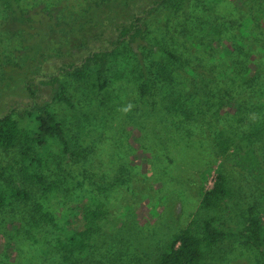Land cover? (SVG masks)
Listing matches in <instances>:
<instances>
[{"label": "rangeland", "instance_id": "obj_1", "mask_svg": "<svg viewBox=\"0 0 264 264\" xmlns=\"http://www.w3.org/2000/svg\"><path fill=\"white\" fill-rule=\"evenodd\" d=\"M101 1L22 0L21 6L25 10L38 8L55 15L59 21L71 22L86 5ZM140 6L145 8L147 1L141 0ZM1 7L0 67L19 63L18 53L24 48L19 36H8L6 12ZM171 20L165 11L149 18L150 24L161 26L160 33L159 29L155 31L158 40L193 46L200 37L199 42L205 43L200 27L185 30L179 26V19L172 27ZM243 28L244 42L248 43L253 29L248 22ZM82 31L84 35L52 33L48 37L47 56L41 70L38 74L27 71L24 82L18 85L27 86L29 97L8 94L6 80L14 71L0 73V115L9 106H34L47 100L49 87L41 81L52 75L66 83L74 103L73 110L50 105L73 147V154L61 156L58 147L51 145L46 166L37 168L45 185L53 186L51 192L44 193L41 186L25 180L22 175L25 162L23 165L19 161L17 151L0 155L4 181L26 188L32 199L0 208V264H154L162 244L171 235L188 226L198 232L207 217L241 228L248 204L264 206V177L257 180V165L249 163L248 157L237 158V151L225 155L216 152L213 138L217 132L224 129L231 137L242 132L234 128V122L225 113L230 112L229 108L211 104L200 110L194 121L179 122L167 107L174 99H182L187 89L183 83L185 65L177 61L169 63L157 53L148 56L144 63L149 71L155 72L149 77H154L159 85L140 94L142 76L138 56L128 45L113 50L100 93L93 81L78 84L63 73L56 74L57 68L73 56L99 45L106 50L111 48L107 42L113 36L107 39L103 29L100 34ZM189 32L193 36L185 42L183 39ZM151 62L156 63L152 70ZM167 64L170 72L164 79ZM129 104L132 108L125 113L123 109ZM15 110V113L21 111ZM161 138H166V151L158 142ZM217 169L227 177L233 195L212 210H200L201 188L211 187ZM44 198L42 206L51 210L57 224H62L63 216L70 223H77L82 212L99 214L81 257H73L69 263L60 258L52 249L58 232L47 224L29 231L28 235L26 222L32 202ZM206 263L264 264V257L250 246L228 242L217 246Z\"/></svg>", "mask_w": 264, "mask_h": 264}, {"label": "trees", "instance_id": "obj_2", "mask_svg": "<svg viewBox=\"0 0 264 264\" xmlns=\"http://www.w3.org/2000/svg\"><path fill=\"white\" fill-rule=\"evenodd\" d=\"M146 1L145 8L140 6L141 0L93 2L86 5L73 21L62 22L55 15L39 11L38 8L25 10L21 6L22 0H0V6L6 12L8 36H19L24 47L18 53L19 63H7L0 67L1 74L2 70L14 71L6 80L5 87L10 88L8 94L19 98L31 95L27 86L18 85L24 82L27 71L38 74L41 70L47 56L48 37L52 33L71 35L81 32L84 35L82 30H86L100 34L103 29L107 39L113 36L107 42L110 49L99 45L79 56H73L71 61L57 68L56 74L63 73L78 84L93 81L96 91L100 93L113 50L128 45L138 56L142 76L139 92L144 94L159 85L154 77V80L149 77L154 71H149L144 63L145 58L157 53L169 63L177 61L184 64L186 76L183 83L187 89L183 98L174 99L167 111L179 122H190L196 119L194 117L198 116L200 110L209 108L211 104L228 107L230 112L225 113L231 117L234 128L242 132L235 134V137H231L224 129L217 132L213 138L216 152L225 155L237 151V158L248 157L251 159L249 163L257 165V180L264 177V0ZM164 11L171 16L172 27L178 19L182 22L179 26L185 30L200 27L199 33L206 44L199 42L200 37L193 46H181L175 40L169 44L158 40L155 31L159 29L160 33L161 26L152 25L148 20L152 15ZM247 22L253 29V36L248 43L244 42L243 36V26ZM206 24L209 27H203ZM108 32L113 34L109 35ZM192 36L189 32L183 40L187 42V37ZM178 47L181 49L178 50ZM149 64L152 70L156 63ZM164 70L165 79L168 78L170 64ZM41 83L49 87L47 100L34 106H9L0 115V155L17 151L19 161L22 164L25 162L22 168L25 180L35 182L47 193L51 192L53 186L45 185L37 168L46 166L49 148L51 145L57 146L61 156L73 154L63 125L50 105L73 110L74 103L66 83L55 75ZM17 108L21 109L20 113H15ZM164 140L161 138L158 142L166 151ZM2 166L0 164V208L30 202L32 199L26 188L4 181L6 177L2 174ZM232 195L227 177L217 169L211 187L206 190L201 188L199 209L212 210ZM45 200L32 202L26 222L27 233L29 235V231L47 224L51 230L58 232L52 249L69 263L71 258H79L85 253L88 235L93 231L99 214L95 211H88L87 214L82 212L77 223H70L63 216L62 224H57L51 210L42 206ZM228 242L250 246L264 257V206L248 204L241 228L212 217L202 221L198 232H193L189 226L184 228L162 244L154 264H207L213 250Z\"/></svg>", "mask_w": 264, "mask_h": 264}, {"label": "clouds", "instance_id": "obj_3", "mask_svg": "<svg viewBox=\"0 0 264 264\" xmlns=\"http://www.w3.org/2000/svg\"><path fill=\"white\" fill-rule=\"evenodd\" d=\"M131 108H132V105L129 104L127 108L123 109V111H124L125 113H127L128 111L131 110Z\"/></svg>", "mask_w": 264, "mask_h": 264}]
</instances>
